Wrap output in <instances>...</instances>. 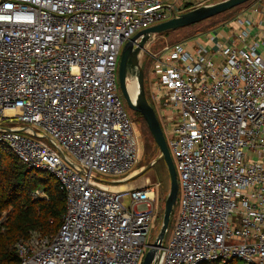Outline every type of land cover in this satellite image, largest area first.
Instances as JSON below:
<instances>
[{"label":"built area","instance_id":"built-area-1","mask_svg":"<svg viewBox=\"0 0 264 264\" xmlns=\"http://www.w3.org/2000/svg\"><path fill=\"white\" fill-rule=\"evenodd\" d=\"M174 1L0 0V143L65 198L54 235L14 245L18 264L142 263L160 185L114 189L138 155L117 63L135 34L180 14ZM236 20L211 49L184 42L150 55L148 90L180 191L156 264H264V0Z\"/></svg>","mask_w":264,"mask_h":264},{"label":"rangeland","instance_id":"rangeland-1","mask_svg":"<svg viewBox=\"0 0 264 264\" xmlns=\"http://www.w3.org/2000/svg\"><path fill=\"white\" fill-rule=\"evenodd\" d=\"M221 0H212L209 2V4L219 2ZM255 0H251L246 2L245 4H242L238 7H235L223 14H220L218 16H215L213 18H210L208 20L199 22L194 25H190L181 29H177L175 31H170L167 33H163L160 35H155L151 38V40L145 45L143 51L139 55V66L141 67L143 71V85H144V93L145 97L148 101V103L152 106L154 109L157 119L159 121V124H164V118L161 115V112L159 111V106L155 103L153 104L151 102V97L149 94V70L152 67V59L150 57L151 54H157L161 51L162 48L166 46H172L174 44L178 43H184L188 42L189 48H194L196 46H199L200 44H196V41H200L201 43H205L207 40L206 33H209L211 30L219 27L218 32L226 37H231L232 30L235 27V24L237 22V17L241 14V12L251 6L254 3ZM230 21V23H229ZM223 27V28H221ZM199 35V36H198ZM120 58V55H119ZM119 58L117 63V84H118V64H119ZM216 60V59H215ZM214 60V61H215ZM153 79V78H152ZM157 80V77H155ZM130 82V81H129ZM120 93V90H119ZM121 95V93H120ZM122 103L123 107L128 114L129 119L131 120L133 124V131L135 134V137L137 139V147H138V155H137V163L135 164L132 173L129 175L134 176L133 179L130 181H125L124 184H129L130 187L133 186L135 188L142 187L146 184H154L157 183L160 185V203L162 205L160 211L157 214V221L155 223V226L150 229V232L147 237V245H151L153 241L156 239L160 227H161V217L162 212L164 209V200L165 196L168 193L169 190V176L167 173V169L165 167V164L162 161L157 162L154 164L149 170L141 172L143 168H145L149 163L156 160L159 156V151L146 127L145 122L141 118V116L131 110L128 109L126 102L124 98L122 97ZM156 107V109H155ZM162 110V109H161ZM9 123L7 121H4L1 126L3 127H9ZM20 125V124H19ZM162 128V127H161ZM163 130V129H162ZM8 161L4 159V163L2 161V164H11L9 158L7 157ZM249 159L256 160V157L249 156ZM23 165V164H22ZM25 168V167H24ZM26 169V168H25ZM93 177H95L97 180L101 181L104 184L109 185H115L111 182H116L114 180L120 179L118 176H111V175H102L93 173ZM120 185V184H116ZM138 186V187H137ZM119 187H116L114 189L118 190ZM125 189V188H122ZM45 195V194H44ZM179 199H180V191H178V197H177V203L174 207V210L171 214L170 223L168 227V231L165 235V238L163 240V245H166L167 242L170 240L172 231L175 225V222L179 216L180 211V205H179ZM124 206H129V198L125 197V201L123 203ZM143 205L137 206V210L141 211L144 210ZM2 219L0 221L3 222V219L5 218V213L1 217ZM235 259V258H232ZM230 258H226L223 260H217V264H235L234 262H230ZM238 260V259H236ZM240 261V260H239ZM157 263V262H156ZM207 263V262H206ZM216 264V263H215ZM239 264H242L239 262Z\"/></svg>","mask_w":264,"mask_h":264},{"label":"trees","instance_id":"trees-1","mask_svg":"<svg viewBox=\"0 0 264 264\" xmlns=\"http://www.w3.org/2000/svg\"><path fill=\"white\" fill-rule=\"evenodd\" d=\"M9 158L11 164H2ZM13 153L0 143V264H18L14 245L32 232L54 235L62 223L65 198L55 178L47 172L24 168ZM44 193L46 199L34 194ZM166 197V196H165ZM177 203V202H176ZM176 205V204H175ZM230 262L239 264V260ZM217 264L207 262L203 264Z\"/></svg>","mask_w":264,"mask_h":264},{"label":"water","instance_id":"water-1","mask_svg":"<svg viewBox=\"0 0 264 264\" xmlns=\"http://www.w3.org/2000/svg\"><path fill=\"white\" fill-rule=\"evenodd\" d=\"M248 1L251 0H221L216 3L194 7L184 13L175 15L165 22L138 32L124 44L121 50L118 64V85L121 95L128 109L141 116L159 151L158 158L149 163L141 172L149 170L154 164L162 161L165 164L169 176V190L164 200L161 227L156 239L144 255L141 264H156L157 262L158 250L161 248L168 231L171 214L176 204L178 181L175 167L156 113L145 97L143 71L139 66V55L143 51L145 45L155 35L175 31L208 20L245 4ZM129 81L135 82L136 84L137 93L134 98H132L127 91V84ZM133 178L134 176H130L125 180H121V182L130 181Z\"/></svg>","mask_w":264,"mask_h":264},{"label":"crops","instance_id":"crops-1","mask_svg":"<svg viewBox=\"0 0 264 264\" xmlns=\"http://www.w3.org/2000/svg\"><path fill=\"white\" fill-rule=\"evenodd\" d=\"M166 2H171L173 0H164ZM212 1V0H175L174 3H175V10L177 13H183V12H186L194 7H198V6H201V5H205V4H209V2ZM230 23V21H229ZM223 28V27H221ZM219 30V27L211 30L209 33H206L207 35V40L205 41V43H201L200 41H196V44H207L208 45V48L211 49V47H214V45L218 42H223L224 39H226V36L222 35L221 33L218 32ZM199 36V35H198ZM209 38H213V41H209ZM210 45V46H209ZM119 188L118 189H122V188H125V189H133L135 187L131 186L129 184H125V185H121V186H118ZM138 187V186H137Z\"/></svg>","mask_w":264,"mask_h":264},{"label":"bare ground","instance_id":"bare-ground-1","mask_svg":"<svg viewBox=\"0 0 264 264\" xmlns=\"http://www.w3.org/2000/svg\"><path fill=\"white\" fill-rule=\"evenodd\" d=\"M127 91L129 93V95L134 98L136 96L137 93V88H136V84L135 82H128L127 84ZM103 187H106L105 185H102Z\"/></svg>","mask_w":264,"mask_h":264}]
</instances>
